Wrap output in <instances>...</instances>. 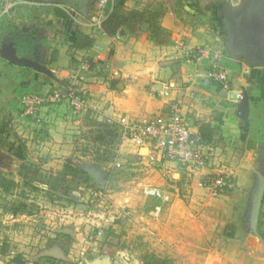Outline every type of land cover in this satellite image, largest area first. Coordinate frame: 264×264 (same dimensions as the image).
<instances>
[{
  "label": "crops",
  "instance_id": "1",
  "mask_svg": "<svg viewBox=\"0 0 264 264\" xmlns=\"http://www.w3.org/2000/svg\"><path fill=\"white\" fill-rule=\"evenodd\" d=\"M147 1L153 0H125L123 10L140 8ZM2 2L0 0V5ZM163 2L166 10L160 24L169 32L170 40L159 45L149 40L144 32L129 35L122 29L112 36L100 33L94 44H89L84 35L78 38L80 27L82 33L88 35L85 24L95 16L94 0H16L10 13L0 19V48L12 44L19 57L33 60L38 67L12 63L0 56V171L14 172L13 168L20 162L18 158L25 156V151L33 155L29 148L13 152L19 144L26 145L24 137L31 138L22 126L25 115L22 96L44 95L55 87H63L78 61L88 57L91 69L83 84L87 104L97 111L100 109L107 118L122 114L134 118L152 117L167 112L169 104L177 101L193 134H200L201 124L209 125L210 141L205 145L212 162L204 173L214 171L227 178L223 198L228 200L231 196L238 203L233 204L238 209L233 220L236 227L229 226L226 231L230 230L226 235L233 257L235 261L239 257L241 264H264V240L258 233V230L264 233V194L255 229L250 223L262 171L264 67L253 65L248 52L239 48L243 46L240 38L239 45L232 46L237 53H228L231 37L226 23L232 18L230 10L237 11L238 32L240 17L244 14L264 19V0ZM68 6L73 10L74 21L67 19ZM207 6L211 9L206 10ZM224 31L226 35L222 40ZM19 38L32 43L18 45ZM209 46L222 52L219 65L228 74L230 91L207 76L210 66L207 60L197 63L190 58L192 49ZM18 51L30 55H21ZM239 91L243 93L242 99L235 98V92ZM245 106L248 107L247 125ZM15 217L4 213L0 221L8 225L22 219ZM23 233L0 231V254L10 250L21 253V257L18 254L10 264H99L97 259L78 258L80 244L75 242L80 236L73 235L75 242L66 252L57 244L36 245V239L30 240Z\"/></svg>",
  "mask_w": 264,
  "mask_h": 264
},
{
  "label": "rangeland",
  "instance_id": "2",
  "mask_svg": "<svg viewBox=\"0 0 264 264\" xmlns=\"http://www.w3.org/2000/svg\"><path fill=\"white\" fill-rule=\"evenodd\" d=\"M198 48L210 52L205 60L211 65L214 49ZM227 51L237 53L231 44ZM36 116L40 122L33 116L22 117L24 133L31 138L24 137L26 145L13 151L29 148L33 155L25 151L14 172L0 171L14 183L7 184V191L0 187V217L4 213L22 217L8 225L0 221V231H24V237L36 239V245L57 244L66 252L75 242L73 235L80 236L75 242L80 244L78 258L97 259L99 264L242 263L239 257L235 261L226 235L229 226L236 227V199L225 200L224 190L212 196L196 184L209 170L211 156L203 170L188 179L172 161L151 163L143 158L146 149L123 135L122 117L142 118L122 114L109 122L100 109L87 104L77 113L65 100L45 102ZM85 168L100 175L91 178L83 173ZM79 186L102 192L77 194ZM147 186L161 196L145 195ZM11 193L15 196H8ZM18 254L21 257L16 251L1 253L0 264H10Z\"/></svg>",
  "mask_w": 264,
  "mask_h": 264
},
{
  "label": "built area",
  "instance_id": "3",
  "mask_svg": "<svg viewBox=\"0 0 264 264\" xmlns=\"http://www.w3.org/2000/svg\"><path fill=\"white\" fill-rule=\"evenodd\" d=\"M111 2L112 0H95L97 6L95 16L88 24H85L88 36L93 44L97 35L102 32L101 24L107 15L106 7ZM15 4L16 0H3L0 5V19L3 15L10 13ZM66 12L73 21L76 20L73 10L67 9ZM214 51V61L210 65L207 76L220 82L224 90L230 91L228 74L219 65V58L222 52L220 49ZM209 54L210 52H206V48H195L191 50L190 58L192 62L200 63L207 59ZM90 66V59L82 57L63 87H55L44 95L33 93L23 95L21 104L24 107L25 116H30L31 118L33 116L36 122H40V118L36 116V113L45 102L50 101L59 102L65 100L74 112L85 111L87 109L86 98L80 85L84 83ZM243 97L242 92H235V98L242 99ZM128 118L130 117L124 116L119 120L120 126L123 127V135L131 139L140 148L144 147L146 149L145 157L149 162L172 161L183 169L188 179H190L191 175L202 171L209 162L210 152L208 147H206L207 145L200 142L198 134L191 132L188 119L177 101H172L165 113L137 121H131ZM110 119H108L109 122L112 120ZM199 180L196 184L207 189L212 196L218 195L228 186L227 179L219 173H203ZM83 191H87L88 195L92 194L94 196L101 195L102 192V190L97 191L79 186L75 193L81 194ZM143 193L153 197L161 196V193L151 186L144 188ZM159 209V207H155L156 213L159 212ZM10 253L14 254V251L10 250Z\"/></svg>",
  "mask_w": 264,
  "mask_h": 264
},
{
  "label": "trees",
  "instance_id": "4",
  "mask_svg": "<svg viewBox=\"0 0 264 264\" xmlns=\"http://www.w3.org/2000/svg\"><path fill=\"white\" fill-rule=\"evenodd\" d=\"M124 1L125 0H112L110 4L106 7V17L102 21L101 28L102 31L106 35H116L120 29H122L124 32H126L129 35H137L139 32H144L146 37L153 41L156 44H166L169 42V32L165 30L161 24L160 20L166 10L165 4L163 0H153V1H147L142 7L140 8H133L129 11H124ZM206 10H210V7H205ZM68 15V14H67ZM70 16L68 15L67 19H69ZM71 19V18H70ZM1 22V20H0ZM73 22V21H72ZM78 29L77 36L79 38L80 35H84L83 37L86 38L90 43H92V40L89 38L88 35H85ZM2 31L0 30V34ZM226 35V32H223L222 40L224 39V36ZM31 42L30 40H25L22 38H19L17 41V44L21 46H25L26 44H29ZM32 43V42H31ZM77 45V43H76ZM19 54L23 55H30L27 52L22 53L21 51H18ZM91 68V66H90ZM210 127L208 124H201L200 125V142L202 144H208L210 141ZM86 174V172H83ZM89 179H91L88 176ZM10 181V182H9ZM14 184L12 180H7L3 174L0 173V187L4 191H7L8 189L7 184ZM259 235L264 240V233L261 232V230H258ZM16 259V258H15Z\"/></svg>",
  "mask_w": 264,
  "mask_h": 264
},
{
  "label": "water",
  "instance_id": "5",
  "mask_svg": "<svg viewBox=\"0 0 264 264\" xmlns=\"http://www.w3.org/2000/svg\"><path fill=\"white\" fill-rule=\"evenodd\" d=\"M232 11V18L231 20H227L226 23L228 24V26L230 27V37H231V45L235 48L236 45H239V32H238V14L237 11L234 12V10H230ZM244 16L240 17L243 18ZM229 21V22H228ZM0 56L4 57L5 59H7L8 61L12 62V63H17L20 65H24V66H28V67H38L37 63L34 62L33 60L27 58V57H19L16 53V48L15 46H13L12 44H7V45H3L0 48ZM253 65L256 67H264V59H258L255 60L253 62ZM205 83H207L209 81L208 77L206 76L204 78ZM207 86V84L205 85ZM247 111H248V107L245 106V117H244V122L245 125H247ZM86 173L91 177V178H98V176L100 175L99 172L93 168H85ZM263 194H264V148H263V155H262V171L261 174L259 175V181H258V185H257V189L255 192V196L253 199V203H252V208H251V213H250V223L253 229H255L256 224H257V217L259 214V209L261 206V202L263 199ZM50 255L52 256H57V254L51 253ZM91 264V263H88Z\"/></svg>",
  "mask_w": 264,
  "mask_h": 264
},
{
  "label": "flooded vegetation",
  "instance_id": "6",
  "mask_svg": "<svg viewBox=\"0 0 264 264\" xmlns=\"http://www.w3.org/2000/svg\"><path fill=\"white\" fill-rule=\"evenodd\" d=\"M239 27V38L243 45L239 48L248 52L252 61L264 59V19H260L259 16L244 14Z\"/></svg>",
  "mask_w": 264,
  "mask_h": 264
}]
</instances>
